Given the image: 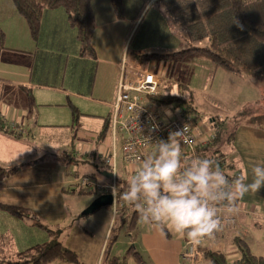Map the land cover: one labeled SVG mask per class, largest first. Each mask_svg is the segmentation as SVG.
Wrapping results in <instances>:
<instances>
[{
	"label": "crops",
	"instance_id": "obj_1",
	"mask_svg": "<svg viewBox=\"0 0 264 264\" xmlns=\"http://www.w3.org/2000/svg\"><path fill=\"white\" fill-rule=\"evenodd\" d=\"M89 1L95 21L91 39L94 59L80 56L76 30L69 26L63 9L44 10L40 37L34 41L25 19L16 12L11 0H0V29L4 33L3 46L0 47V120L20 135L13 138L0 130V167L11 168L35 162L0 182V203L26 207L37 215L42 224L58 228L57 240L75 251L83 264H100L103 259L112 257L124 258L130 245L135 247L147 264H185L181 254L190 243L186 238H181L171 230H168L169 238L160 235L139 223L138 219L135 220V228L130 229L129 224H126L127 219H120L121 202H117L115 207L109 206L90 215H83L90 201L79 204L71 193L62 192V188L75 185L78 176H87L69 170L66 165L70 163L80 162L91 167L97 173L91 175L104 183H111L112 176H103L109 171L102 168L105 165L103 153L113 147L116 160L123 164L121 134L116 133L113 139L110 128V134L103 143L97 145L96 139L106 119H111L120 66L124 56L128 59L135 24L151 11L146 12L141 19L145 6L150 4L153 7L158 0H134L138 5L130 10L125 7L126 16L123 19L116 18L109 0ZM139 51L143 49L138 48L133 52ZM56 53L66 55L58 56ZM54 55L56 57L50 61L49 56ZM56 61L58 66L50 67ZM191 63L180 64L185 68ZM88 64H95V76L86 92L85 74ZM177 66L176 63L160 62L157 65L158 74L144 72L153 74L160 82L171 81L176 84L174 75L179 71ZM73 69L78 70L76 74L72 72ZM218 69H210L209 76H214V71L223 72V76L229 75ZM71 73L77 78L68 80ZM54 79L58 80L53 82ZM56 81L61 82L57 85ZM22 87L30 89L32 104ZM249 90L254 93L252 89ZM256 95L253 94L252 103ZM68 101L84 115L74 130L69 128L71 116L66 106ZM158 111L161 119H164L165 109ZM38 131L53 132L45 135L48 140L58 141L57 146H61L58 154L41 161L34 160L15 166L11 164L12 146L23 148L25 138ZM214 135L213 129L200 128L195 133L198 142L212 139ZM223 145H226L225 139H220L219 148ZM228 147L229 151L225 154L234 163L233 171L238 176H243L247 171L251 178L252 166L264 164V126L239 125L234 131L233 145ZM194 150H191L193 154ZM152 151L150 149L145 156ZM131 169L133 167H125L123 173L131 176ZM120 177L117 165L116 180ZM126 207L123 209L126 210ZM129 213L130 210L124 216ZM116 218L121 220L122 226L113 232ZM128 218L129 222L132 217ZM224 218L232 219L224 238L202 240L197 245L203 251L221 253L228 263H233L240 258L234 244V239L239 237L247 242L254 256L264 255V188L238 200L236 211ZM0 233L9 234L13 238L12 254L49 240L42 230L3 212H0ZM126 264L135 262L128 257ZM199 264L209 262L203 259Z\"/></svg>",
	"mask_w": 264,
	"mask_h": 264
},
{
	"label": "trees",
	"instance_id": "obj_2",
	"mask_svg": "<svg viewBox=\"0 0 264 264\" xmlns=\"http://www.w3.org/2000/svg\"><path fill=\"white\" fill-rule=\"evenodd\" d=\"M109 1L116 18L123 19L125 16L123 0ZM11 2L16 12L25 19L30 36L34 41H37L40 37L44 10L63 9L69 26L76 30L80 56L88 59L95 58L91 43L95 21L89 0H11ZM157 4L163 6L165 12L186 32L190 43L207 42L208 46L165 54L132 52L131 57L134 61L139 64L147 61L189 64L199 59L211 63L215 68H219L226 73L246 76L251 81L253 80L252 83L256 81L264 86V0H158ZM3 42L4 33L0 29V47L3 46ZM160 83L158 95L146 96V104L155 109H160L166 105L181 108L186 116H191L195 127L200 116L192 104L193 100L188 99L186 101L181 97L186 87L171 81ZM22 90L25 92L30 104H32L30 89L22 87ZM173 90H176L177 93H174ZM66 106L70 110L71 116L69 128L74 130L77 128L80 118L84 115L70 101ZM110 123V120L106 119L102 130L97 136V145L103 143L110 134ZM225 123H227L226 126H224ZM241 124L262 127L264 126V113L251 116L242 123H235L231 120L228 123L224 119L215 120L211 123V128L215 132L214 137L209 138L205 145L196 146L194 154L192 151L183 153L184 158L190 159L195 155L204 156L214 160L229 179L238 176L233 171L235 166L230 161V156L221 152L219 141L225 139V144L231 147L234 131ZM0 130L13 138L20 136L10 130L1 120ZM34 164L35 162L11 168L0 167V182L14 176L22 168ZM102 168L109 169L107 165ZM106 173H109V171ZM89 177L95 178L94 175ZM126 178V176L117 178L116 185H120L122 189L128 181ZM62 192L77 193L79 195L90 194L85 190L78 189L76 185L62 188ZM117 202L120 201L117 199ZM123 207L124 205H120L122 210L120 218L125 220L132 217L128 223L129 228H135L138 219L137 214L130 211L128 216H124L130 209L126 207V210H124ZM0 212L27 222L30 226L42 230L49 238L47 242L12 254L13 238L9 234L0 233V264H83L75 251L57 240L59 229L42 224L37 215L30 209L0 203ZM166 236L170 237L168 232ZM234 244L240 256L237 261L228 263L224 255L211 250L204 251V259L209 264H264V255L254 256L245 240L237 237L234 239ZM128 257L135 264H147L133 245H130L124 258H107L103 259L100 264H126Z\"/></svg>",
	"mask_w": 264,
	"mask_h": 264
},
{
	"label": "clouds",
	"instance_id": "obj_3",
	"mask_svg": "<svg viewBox=\"0 0 264 264\" xmlns=\"http://www.w3.org/2000/svg\"><path fill=\"white\" fill-rule=\"evenodd\" d=\"M150 10L151 5H146L145 12ZM174 27L182 34L178 25ZM185 131L186 127L169 132L166 140L151 143L153 151L138 157L137 168L126 185L122 189L112 185L110 192L137 214L142 225L160 235L171 230L199 244L214 237L223 217L236 211L238 200L264 188V164L252 166L251 178L246 171L243 176L229 179L210 158H184Z\"/></svg>",
	"mask_w": 264,
	"mask_h": 264
},
{
	"label": "rangeland",
	"instance_id": "obj_4",
	"mask_svg": "<svg viewBox=\"0 0 264 264\" xmlns=\"http://www.w3.org/2000/svg\"><path fill=\"white\" fill-rule=\"evenodd\" d=\"M123 2L124 8L126 7L127 10H130L134 5H138V2L135 3L134 0H123ZM161 8L162 6L158 4L151 7V11L146 15V17L143 19V15L146 13L144 12L141 17V19L143 20L141 22L138 21V23L135 24L132 32L131 42L129 43V61L133 60L131 58V53L135 50H138V48L143 49L142 53L149 54L151 52L172 53L194 47L201 48L208 46L207 42L190 43L187 38L186 32L165 12V10L162 11ZM177 25L179 26L182 34H179L177 32V29L174 27ZM56 54L58 56L61 54L63 56L66 55V53ZM55 57V55L49 56L50 61ZM158 63L160 62L147 61L140 64V67L143 71H150L153 74H158ZM176 64L178 65L177 68L179 71L174 75V81L176 82V84H179L183 87L188 86L191 88L190 89L186 87V90L181 94V97L186 101L188 99H192V104L197 110L198 115L200 116L197 123V128H194V133L197 134L200 128H203L205 130H212L211 123L215 120L224 119L228 123L230 122V120L235 123H242L245 119L251 116L264 113L263 84L256 81H254L255 83H252L253 80L251 81L250 78L246 76H237L232 74H224L223 76V74H221L223 72L215 73L214 71V76H209L210 69L213 70L214 67L211 66L210 63L201 60H197L194 63L187 65L185 68H183L180 63ZM41 65H43V63H41ZM57 66L58 65L56 61V64L55 62H52V65L50 67L55 68ZM94 70L95 64H88L87 74H85V79L87 80V87L85 89L86 92H88V85H92L93 83L95 76ZM77 71L78 70L76 69L72 70L74 74H76ZM218 71L222 70L218 69ZM181 72H183V74H181ZM73 73L69 75L68 80L77 78ZM55 80L58 79H54L53 82H55ZM56 82L58 85L61 81ZM243 85L247 88H244ZM249 89H252L254 93L257 94L256 99L253 103L251 101L254 100V93ZM173 92L177 93L176 90H173ZM165 108L167 107H161L160 109ZM226 125L227 123L224 124V126ZM45 133L53 132H35L28 138H25L24 142H22L23 148L18 145L12 146V150L10 151L12 157L11 164L15 166L26 162H32L34 160L41 161L50 158L51 155H57L60 151L61 146H57L58 141L56 139L48 140ZM220 150L223 153H228L229 147L227 145H223L220 147ZM117 165L120 170V176L124 177L125 173H123V168L125 169V164H121L120 161H117L115 159V171L117 170ZM66 166H68L69 170L77 171L80 175L86 174L87 176H92L91 173L97 175V173L94 172V169L85 166L80 162L70 163ZM125 176L127 177V180L131 177L127 175ZM71 194L73 199H76L79 204L90 201V205L97 198V196L93 194ZM130 211L133 212L132 209H130ZM120 219L116 218L113 232L118 231V228L122 226ZM128 223L129 222L127 219V226ZM223 238L224 235L221 238L217 239ZM211 239L216 240V238H210V240ZM204 240H209V238Z\"/></svg>",
	"mask_w": 264,
	"mask_h": 264
},
{
	"label": "built area",
	"instance_id": "obj_5",
	"mask_svg": "<svg viewBox=\"0 0 264 264\" xmlns=\"http://www.w3.org/2000/svg\"><path fill=\"white\" fill-rule=\"evenodd\" d=\"M160 81L151 73L144 72L140 64L134 60L129 61L124 56L120 66V76L117 85L116 98L112 107L110 119L111 135L114 139L116 133L123 136L121 152L126 168L133 167L134 173L139 163L138 157L153 149L151 143L159 139H167L169 132L186 127L187 142L182 144V152L191 151L197 145H205L206 139L197 141L194 133V123L190 116H186L181 108H173L171 112L165 110L168 119H161L158 110L150 105L144 106L142 100L146 96H156L160 90ZM164 117V116H163ZM102 159L108 166L112 176L111 183H104L89 176H78L75 185L97 197L111 195L110 187L115 185L116 153L113 147L104 152ZM117 198L112 197V205L116 206ZM232 219H222L220 230L213 238H221L228 231ZM207 239V238H205ZM210 239V238H209ZM204 259V251L192 242L184 249L181 260L185 264H198Z\"/></svg>",
	"mask_w": 264,
	"mask_h": 264
},
{
	"label": "water",
	"instance_id": "obj_6",
	"mask_svg": "<svg viewBox=\"0 0 264 264\" xmlns=\"http://www.w3.org/2000/svg\"><path fill=\"white\" fill-rule=\"evenodd\" d=\"M103 176L110 177L111 174L105 172ZM111 205L112 197L110 195L100 196L89 205V207L83 212V215H90L101 208L109 207Z\"/></svg>",
	"mask_w": 264,
	"mask_h": 264
},
{
	"label": "bare ground",
	"instance_id": "obj_7",
	"mask_svg": "<svg viewBox=\"0 0 264 264\" xmlns=\"http://www.w3.org/2000/svg\"><path fill=\"white\" fill-rule=\"evenodd\" d=\"M142 103H143V105L144 106H147L148 104H146V101H145V99H143L142 100ZM164 107H167V108H165V110H168L169 112H171L172 111V109L174 108L172 105H166V106H164ZM160 110H164V109H160ZM168 112V114H165L164 115V119H168V115H170V113ZM160 113V111H158V114ZM160 115V114H159ZM191 117V116H190Z\"/></svg>",
	"mask_w": 264,
	"mask_h": 264
}]
</instances>
